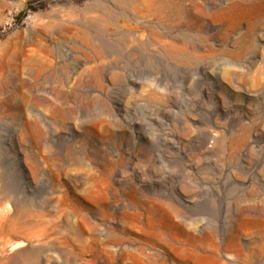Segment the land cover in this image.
Masks as SVG:
<instances>
[{
    "label": "rangeland",
    "instance_id": "374dc122",
    "mask_svg": "<svg viewBox=\"0 0 264 264\" xmlns=\"http://www.w3.org/2000/svg\"><path fill=\"white\" fill-rule=\"evenodd\" d=\"M197 257L264 264V0H0V264Z\"/></svg>",
    "mask_w": 264,
    "mask_h": 264
},
{
    "label": "bare ground",
    "instance_id": "6f19581e",
    "mask_svg": "<svg viewBox=\"0 0 264 264\" xmlns=\"http://www.w3.org/2000/svg\"><path fill=\"white\" fill-rule=\"evenodd\" d=\"M14 246V245H13ZM11 249H12V247H11ZM14 249V248H13ZM12 251V250H11ZM194 261V260H193ZM208 261V259L207 258H203V257H197L196 259H195V264H207V263H209V261Z\"/></svg>",
    "mask_w": 264,
    "mask_h": 264
}]
</instances>
